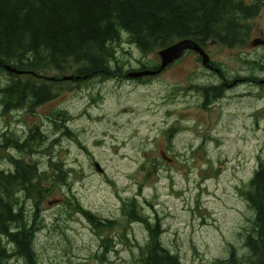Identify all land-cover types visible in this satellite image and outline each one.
Instances as JSON below:
<instances>
[{"label": "rangeland", "instance_id": "obj_1", "mask_svg": "<svg viewBox=\"0 0 264 264\" xmlns=\"http://www.w3.org/2000/svg\"><path fill=\"white\" fill-rule=\"evenodd\" d=\"M246 20L250 30L236 49L214 40L205 44L229 77L264 66V48L250 45L252 37L264 36V7ZM114 48L111 65L122 64L124 76L69 80L77 66L40 71L37 85L48 83L55 94L46 103L7 109L0 97V171L13 172L14 159H22L49 176L44 184L50 196L18 188L16 197L27 222L36 224L37 261L142 264L141 251L154 241L150 228L157 224L162 244L182 264L247 254L255 211L246 192L264 158V88L239 84L203 105V88L218 79L194 52L162 74L138 80L127 74L159 65V49L145 53L127 35ZM1 78L5 84L20 76L6 72ZM35 127L43 145L34 141L26 151L14 146L10 137L27 140ZM78 205L114 226L96 230Z\"/></svg>", "mask_w": 264, "mask_h": 264}, {"label": "trees", "instance_id": "obj_2", "mask_svg": "<svg viewBox=\"0 0 264 264\" xmlns=\"http://www.w3.org/2000/svg\"><path fill=\"white\" fill-rule=\"evenodd\" d=\"M263 7L264 0H0L2 106L34 108L53 98L50 84L37 85L35 76L40 71L65 72L77 66L75 77L82 76L81 79L94 74L126 75L122 64L116 68L111 65L116 60L114 44L122 42L126 35L145 53L188 38L201 46L210 40L227 46L240 44L250 30L251 23L246 19L258 15ZM6 64L32 74L23 75L29 79L23 80L20 75L2 84V74L14 75L4 68ZM158 67L142 65L143 70ZM203 91L209 98L203 104L206 105L213 95L207 87ZM43 137L35 127L27 140L15 136L10 139L15 147L26 151L34 141L41 140L43 145ZM14 164L13 172L0 171V264H14L15 260L39 264L33 244L36 224L27 222L16 202L17 191L33 189L42 199L52 190L44 184L48 175L39 172L36 163L14 159ZM57 170L61 177L62 169L57 166ZM249 187L246 198L255 211L254 227L245 238L249 252L243 256L232 252L229 258L211 264H264V158ZM77 209L96 230L114 226V221L102 219L80 205ZM14 223L18 227L10 228ZM150 231L155 239L142 249L141 263L182 264L180 256L162 244L158 224Z\"/></svg>", "mask_w": 264, "mask_h": 264}, {"label": "flooded vegetation", "instance_id": "obj_3", "mask_svg": "<svg viewBox=\"0 0 264 264\" xmlns=\"http://www.w3.org/2000/svg\"><path fill=\"white\" fill-rule=\"evenodd\" d=\"M255 38H263L264 36H262L261 34L256 35L255 37H252L250 45L252 46V50H258L259 48H264V44H261L260 46H255L253 45V40ZM216 43H219L218 41L215 40ZM201 46V45H200ZM240 45L236 44L233 45V47L236 49V47H238ZM203 48V50L207 53L206 47L205 45L201 46ZM231 47V46H230ZM189 52H194L195 55L197 56L198 60L202 62L203 67L206 68L210 73L214 74L218 81L215 84H211L209 87H207L208 90L212 91V97L210 98V101L208 103L212 104L215 103L216 101L220 100L222 98V96L225 94L226 89H233L234 87H237L239 84H247L249 86H256L258 92H262V89L264 88V66L261 67V69H251L250 73L247 74L246 76H243L242 74L235 73L233 75H231L229 77L228 75V70L226 68H222L219 66V64H217L214 60L211 59V57L209 56V65H205L203 63V56L200 54V52L197 51H193V50H189L187 51L185 54L189 53ZM184 54V56H185ZM208 54V53H207ZM183 56V57H184ZM182 57V58H183ZM180 60V59H179ZM178 60V61H179ZM175 61L174 63L178 62ZM258 62V61H257ZM173 63V64H174ZM171 64V65H173ZM170 65V66H171ZM169 66V67H170ZM168 67V68H169ZM167 68V69H168ZM143 70L142 67L140 69H138L137 71ZM164 72V71H163ZM163 72L153 75V76H158L160 74H162ZM27 73H31V71L29 72H25L23 74H21V76L26 75ZM15 74V73H13ZM32 74V73H31ZM35 75V73H33ZM17 76H20L18 74H15ZM146 77V76H144ZM144 77L141 78H135V79H143ZM80 78V77H79ZM76 77L75 80L79 79ZM203 96H204V100L207 98L205 91H203ZM209 100V98L206 99V101ZM205 101V102H206ZM263 113H264V108H263ZM167 157V156H166ZM166 160H168L170 163L173 162L171 158L167 157ZM18 212V211H17ZM12 228L16 229L18 227L17 224H12L10 225Z\"/></svg>", "mask_w": 264, "mask_h": 264}, {"label": "water", "instance_id": "obj_4", "mask_svg": "<svg viewBox=\"0 0 264 264\" xmlns=\"http://www.w3.org/2000/svg\"><path fill=\"white\" fill-rule=\"evenodd\" d=\"M261 44H264L263 38H255L253 40V45L258 46ZM189 50L200 52V54L204 58L203 63L205 65H209L210 59H209L208 54L203 50V48L200 46L198 42H196L193 39L188 38V39H182L158 51V55L160 56V59H161L160 66L158 69L131 71L127 74V77L135 79V78H141L144 76H153V75L159 74L163 72L164 70H166L175 61H178L179 59H181L184 56V54ZM0 64H1V61H0ZM4 68L9 72H12L18 75L25 73L24 71L19 70L16 67H12L11 65H8V64L4 65ZM72 78L73 76H69L67 79L71 80ZM162 155L164 156V158H167L163 152H162ZM95 166L99 172L101 173L104 172V170L102 169L99 163H95Z\"/></svg>", "mask_w": 264, "mask_h": 264}]
</instances>
